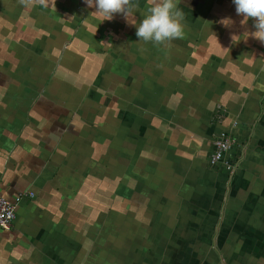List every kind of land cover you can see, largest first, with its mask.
Segmentation results:
<instances>
[{
  "label": "crops",
  "instance_id": "crops-1",
  "mask_svg": "<svg viewBox=\"0 0 264 264\" xmlns=\"http://www.w3.org/2000/svg\"><path fill=\"white\" fill-rule=\"evenodd\" d=\"M151 3L0 0V264H264V41L232 0L138 41Z\"/></svg>",
  "mask_w": 264,
  "mask_h": 264
},
{
  "label": "clouds",
  "instance_id": "clouds-1",
  "mask_svg": "<svg viewBox=\"0 0 264 264\" xmlns=\"http://www.w3.org/2000/svg\"><path fill=\"white\" fill-rule=\"evenodd\" d=\"M232 2L236 13L242 15L245 21L253 19L255 30L252 35L264 41V0ZM41 3L47 6L46 0H41ZM85 3L89 7H94V12L102 14L104 19H112L115 13L129 17L139 8V0H85ZM136 26L138 41L165 44L184 36L185 12L179 7L177 0H152L147 12Z\"/></svg>",
  "mask_w": 264,
  "mask_h": 264
},
{
  "label": "built area",
  "instance_id": "built-area-1",
  "mask_svg": "<svg viewBox=\"0 0 264 264\" xmlns=\"http://www.w3.org/2000/svg\"><path fill=\"white\" fill-rule=\"evenodd\" d=\"M235 144H237V139L232 134L226 131L218 133L213 140L214 150L210 156L211 164L217 165L223 161L230 169H232L233 166L235 167V164H230L225 160L227 153ZM27 195L33 196L34 192L30 191L21 193L15 198V200H9L8 198L0 197V227L2 229H11L16 219L17 205Z\"/></svg>",
  "mask_w": 264,
  "mask_h": 264
},
{
  "label": "rangeland",
  "instance_id": "rangeland-1",
  "mask_svg": "<svg viewBox=\"0 0 264 264\" xmlns=\"http://www.w3.org/2000/svg\"><path fill=\"white\" fill-rule=\"evenodd\" d=\"M222 163L225 164V162H223V161H222ZM219 164H221V163H219ZM219 164H217V165H219ZM227 168L230 169L228 166H227ZM237 168H238V164H235V167L233 166L232 169H230V170H234V169L236 170Z\"/></svg>",
  "mask_w": 264,
  "mask_h": 264
},
{
  "label": "flooded vegetation",
  "instance_id": "flooded-vegetation-1",
  "mask_svg": "<svg viewBox=\"0 0 264 264\" xmlns=\"http://www.w3.org/2000/svg\"><path fill=\"white\" fill-rule=\"evenodd\" d=\"M107 238L109 239V238H111V236H108V237H106L105 239H107ZM105 239H104V240H105ZM106 243H108L109 245L112 244V242H111V241H108V240H106ZM109 245H108V247H109Z\"/></svg>",
  "mask_w": 264,
  "mask_h": 264
}]
</instances>
